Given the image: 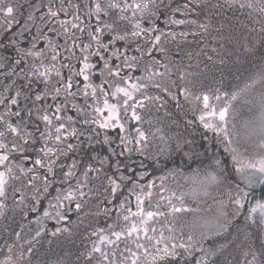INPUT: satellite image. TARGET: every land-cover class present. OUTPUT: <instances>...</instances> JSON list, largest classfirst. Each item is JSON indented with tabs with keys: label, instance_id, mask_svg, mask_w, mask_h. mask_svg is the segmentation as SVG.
Instances as JSON below:
<instances>
[{
	"label": "flooded vegetation",
	"instance_id": "obj_1",
	"mask_svg": "<svg viewBox=\"0 0 264 264\" xmlns=\"http://www.w3.org/2000/svg\"><path fill=\"white\" fill-rule=\"evenodd\" d=\"M229 2L218 5L219 13L244 11L241 0ZM179 3L190 8L179 13L185 18L187 11L192 20L207 18V0L149 2L151 16L141 27L149 35L161 32L148 42L144 31L129 36L131 30L122 28L120 14L126 8L136 6L139 14L144 13L133 0H0V264H9L5 256L12 253L11 247L18 264H137L136 258L142 256L143 260L157 256L155 261L161 264L165 260L210 264L206 252L189 256L185 251L181 257L182 248L165 243V236L180 237L171 218L182 212L176 207L180 199L173 201L175 195L165 190L164 174L173 170L178 180L187 174L193 183L195 172L207 168V156L194 154L188 164L182 153V160L168 158L162 145L157 142L155 150L151 145L157 135L151 134L154 123L160 118L168 121L165 129L175 139L198 132L201 137L191 140L203 138L207 146L217 137L198 119L206 121L205 117L189 111L191 96L181 106L178 79L190 94H199L186 69L195 65L196 42L204 33L194 27L184 34L176 26L177 33L163 35L168 29L165 16ZM160 38L166 50L161 43L160 49ZM131 57L155 60L151 74L145 76ZM215 60V66L223 62ZM165 65L177 80L172 90L177 106L172 102L164 107L162 89L149 88L154 73L165 76ZM173 66L183 70L178 78ZM208 69L207 74L212 72ZM125 78L135 89L132 101L124 100L128 92L120 93ZM207 84L211 85L209 79ZM147 89L156 93L151 107L142 97ZM173 123L177 125L169 126ZM224 152L222 147L216 155L227 157ZM225 157L227 171L236 174L231 158ZM201 199L191 208L205 205ZM256 203L249 200L243 214L250 210L254 214ZM165 224L170 229L166 234ZM147 230L156 240L147 238Z\"/></svg>",
	"mask_w": 264,
	"mask_h": 264
},
{
	"label": "rangeland",
	"instance_id": "obj_2",
	"mask_svg": "<svg viewBox=\"0 0 264 264\" xmlns=\"http://www.w3.org/2000/svg\"><path fill=\"white\" fill-rule=\"evenodd\" d=\"M133 1L134 4L141 5V11L144 10V13L139 14L135 9L136 6H131V9L126 8L125 14H120L124 20L122 28L131 30V32L127 30L129 36L130 34L131 36L132 34L138 35L140 31H144L145 40L149 42L152 40L151 37L158 36L161 31L159 33L157 31L158 34L149 35L148 31L141 26H143V21L151 16V8L156 0ZM241 4L244 11L239 15L227 16L219 13L222 11L216 7L217 4L207 0V6L212 7L207 11V18L192 20L189 16L190 11H187L189 19L179 14L181 11L190 9L187 5L179 3L173 5L165 16L167 24L164 23V25H168V29L163 30V35L172 36L177 33L178 30H174L176 26L183 28L184 34H189L190 30L195 31L194 27L201 29L204 33L203 37L197 39L196 42L198 53L192 57L195 59L193 61L195 65L193 68L186 69L187 78L200 89L199 94H190L183 80L178 79V84L181 91L180 96L183 99L181 106L184 101L186 102L187 96H191L193 99L190 101L189 111L193 114L195 111L197 115L205 117L206 121L211 118L210 123L204 121L203 118L198 119L203 124L207 123L212 135L217 134L211 142L213 144L207 142L205 146L202 144L203 138L201 141H192L191 137H201V134L196 131H194L196 133H189L194 135L188 139L187 137L184 139L186 133L181 134L183 138L175 139V134H170L165 129L164 124L168 121L162 118L156 121L157 124L154 123V130L147 128V131L153 130L151 134H157L151 142L153 149L155 150L158 146V142L162 145L161 151L165 153V157L179 156L182 160L183 157L180 155L182 153L187 158V160L183 158V161L190 164L194 154L200 157L207 156V168L195 172L193 183L187 174L181 176L179 180L175 177L177 172L173 170L164 174L165 190L175 195L173 201L180 199L176 207L178 206L177 209L182 212L181 216L177 214L176 217L171 218V224L176 226L180 237L168 240L165 236V243L169 248H182L181 257H185V251L189 252V256L192 254L200 256L199 254L206 252L207 263L210 264H264V208L260 207L264 205V200L259 198V193L264 188V170H261L264 168V0H241ZM120 15H117V18H121ZM188 23L193 27L190 26L188 30H185L186 28L182 26ZM150 28L154 29L156 26ZM129 36H125L126 39H129ZM232 40L233 42H230ZM200 41L204 42L200 44ZM158 43L160 49L162 45L163 50H166L165 42H161V38ZM207 51L210 52L207 53ZM167 54L169 53H165ZM211 55L214 57L210 58V64H207V58L212 57ZM170 58L171 56L167 55L166 59ZM214 58L221 59L223 62L220 61L215 66ZM130 60L131 63L137 64L147 77L153 71L155 60L148 62L145 59L134 57ZM208 66V70L215 72L216 80L208 77ZM173 68V74L176 77L179 76V72L183 71L182 68L175 69L174 66ZM169 70H171L170 66L165 65V76L162 73H154L149 80V88L162 89L160 91H163L164 107L172 102L176 103L175 106L180 104L173 97L175 94H172V90L177 88V80L168 75ZM144 78L139 79L141 84L146 81ZM207 79L211 85L207 84ZM216 83L221 87L219 88ZM120 85H122L120 93H129L124 100L131 99L132 101L134 95L132 93L135 91L132 83L125 78L121 80ZM211 87L216 89L213 90ZM151 89L144 90L145 94L142 96L143 101L147 102L149 107H151L150 102L153 97H156V93H152ZM119 101L126 103L123 99ZM222 113L225 117L223 119H221ZM191 126L189 123L186 128L190 129ZM195 126L197 127L198 124ZM177 133L179 134L178 131ZM222 147L225 150L224 153L231 158L232 164L237 168L236 174L227 171L223 162L215 166L216 160L214 162V157L210 154L216 155ZM161 192H164V189ZM199 199H201L200 203L206 202V204L191 208L193 204L198 203ZM252 199L257 202L256 211L254 214L251 210L243 214V209L246 205L249 206V200L252 201ZM252 205L253 202H250V209ZM242 219L243 223H241ZM172 221L177 223L174 224ZM166 226L167 224L164 225ZM166 230L170 231L169 227L165 228L164 234ZM146 233L147 238L154 237L150 236V231L147 230ZM151 246L153 245L148 247ZM247 248L252 251L250 255L247 253ZM9 250L12 253H6L5 258L9 259V264H18L19 257L16 256V250L12 247ZM136 260L137 264H145L143 256ZM164 264H174V262L165 260Z\"/></svg>",
	"mask_w": 264,
	"mask_h": 264
},
{
	"label": "trees",
	"instance_id": "obj_3",
	"mask_svg": "<svg viewBox=\"0 0 264 264\" xmlns=\"http://www.w3.org/2000/svg\"><path fill=\"white\" fill-rule=\"evenodd\" d=\"M210 1H212V2H214V4H217V8H218V5H219V7H221V6H225V5H227V4H229L230 2H229V0H219V1H215V0H210ZM231 1V0H230ZM222 2V3H221ZM207 8L208 9H211L212 7L211 6H207ZM211 54H214V53H211ZM214 55H217V54H214ZM208 76H210L211 78H216V74H215V72H211V73H209L208 74ZM213 157H214V162H215V160H216V162L214 163L215 164V166L216 165H221V162H222V160H223V158H224V156L223 155H213ZM160 167H161V169L162 168H166V165L165 164H161L160 165ZM259 198L261 199V200H264V188L260 191V193H259ZM234 236V235H233ZM165 249H163L162 251H164ZM250 252H252L251 250H249L248 248H247V253H248V255H250ZM150 256V255H149ZM146 258V257H145ZM156 259H158V261H159V257L157 258V256L155 257V258H153V259H150V258H146V260H143V263H145V264H154V263H157V261H155ZM176 264H178V263H176ZM182 264V263H181ZM248 264V263H247Z\"/></svg>",
	"mask_w": 264,
	"mask_h": 264
},
{
	"label": "snow or ice",
	"instance_id": "obj_4",
	"mask_svg": "<svg viewBox=\"0 0 264 264\" xmlns=\"http://www.w3.org/2000/svg\"><path fill=\"white\" fill-rule=\"evenodd\" d=\"M8 11L9 12H11L12 11V9H8ZM221 118H223V113L221 114ZM261 170H264V168H262ZM2 184H3V178L2 177H0V193H2ZM260 207H262V208H264V205H260ZM149 215H151V214H149Z\"/></svg>",
	"mask_w": 264,
	"mask_h": 264
}]
</instances>
